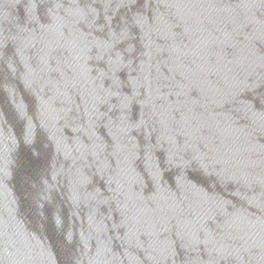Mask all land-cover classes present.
Instances as JSON below:
<instances>
[{
    "label": "water",
    "instance_id": "95a60500",
    "mask_svg": "<svg viewBox=\"0 0 264 264\" xmlns=\"http://www.w3.org/2000/svg\"><path fill=\"white\" fill-rule=\"evenodd\" d=\"M0 264H264L257 0H0Z\"/></svg>",
    "mask_w": 264,
    "mask_h": 264
}]
</instances>
